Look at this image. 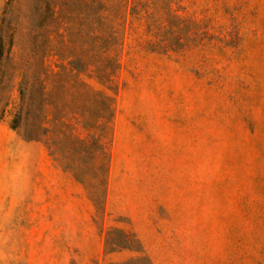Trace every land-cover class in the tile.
<instances>
[{
	"label": "rangeland",
	"instance_id": "1",
	"mask_svg": "<svg viewBox=\"0 0 264 264\" xmlns=\"http://www.w3.org/2000/svg\"><path fill=\"white\" fill-rule=\"evenodd\" d=\"M44 11L0 0L14 35L0 66V264H264V0H111V90L81 76L84 102L114 99L103 153L81 122L69 140L10 128ZM65 12L73 32L91 28L88 9ZM97 48L84 46L92 71L107 64Z\"/></svg>",
	"mask_w": 264,
	"mask_h": 264
},
{
	"label": "trees",
	"instance_id": "2",
	"mask_svg": "<svg viewBox=\"0 0 264 264\" xmlns=\"http://www.w3.org/2000/svg\"><path fill=\"white\" fill-rule=\"evenodd\" d=\"M38 1L45 4V11L38 16L39 20L32 30L34 33L32 48L36 68L29 73L28 77L23 72L19 73L18 103L12 113L10 128L20 132L26 141H47L49 134L69 140L74 139L75 126L81 122L84 129L95 130L92 137L95 150L103 153L100 141L105 137L108 124L111 122L114 99L105 91L97 90L93 94L94 101L91 104L84 102V95L92 91V86L82 80L81 76L85 75L86 78L94 80L106 90H111L115 71L119 69L117 59L110 58L108 55L118 38L104 16V13L109 11L111 0ZM176 1L180 3L184 0ZM69 7H84L91 11L93 15L91 28L85 30L80 23L77 31L73 32V29L67 25L65 11ZM6 27L7 29H4L9 34L7 42L5 40L7 34L0 24V66L4 57L8 59L13 46V31L9 26ZM53 36L61 41L59 42L61 46L67 43L70 46L69 49L66 51L52 49ZM87 41L98 45L93 56L101 52L107 57L106 65L91 70L92 61L85 58L84 46ZM53 55L58 56L61 62H67L69 59L67 64L61 63L60 71H52L46 64L47 58ZM87 71L90 73L87 74ZM5 76L6 71H0V104L3 103L0 110V121L8 106V100L4 101L1 95L4 91ZM51 77L55 79V88L58 92L56 98L53 97L55 94L49 93L47 89ZM72 90L77 92V96L69 98V92ZM79 91L83 92L79 93ZM50 114H52L51 119H49ZM48 124L52 127L49 128ZM96 132H98L97 138L95 137ZM75 140L83 143L78 139Z\"/></svg>",
	"mask_w": 264,
	"mask_h": 264
}]
</instances>
